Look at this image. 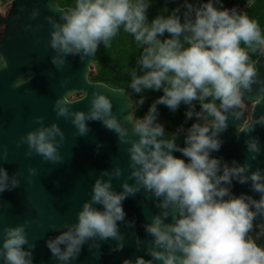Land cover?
<instances>
[{
    "label": "clouds",
    "instance_id": "clouds-1",
    "mask_svg": "<svg viewBox=\"0 0 264 264\" xmlns=\"http://www.w3.org/2000/svg\"><path fill=\"white\" fill-rule=\"evenodd\" d=\"M152 3L74 0L72 7L61 9L57 0H48L47 6L58 12V16H46L48 45L54 51L51 62L57 69L63 68L69 55L94 56L122 27L141 48L128 84L133 93L141 94L138 104L142 106L147 99L142 95L145 92L162 94L142 116H135L130 104L134 110L123 118L101 91H93L87 111L71 108L67 95L55 100L57 117L70 118L79 135L90 131L89 120H99L113 131L126 145L130 171L117 191L113 181L123 175V169L101 170L75 222L61 225L58 234L47 238L46 246L57 264H74L85 244L96 259L102 254L101 241L113 240L111 250H122L121 223L129 228L136 223L126 218L123 201L143 191L157 209L143 222L145 236L135 233L137 248L143 247L148 258L137 255L121 264H264V244L250 235L255 227L264 231V223L257 222L264 217V168L253 170L251 163L264 152L261 139L246 136L247 155L242 163L212 154L224 143L221 133L229 127V118L238 120L243 115L245 95L254 85L264 92V76L249 55L250 51L264 53V32L246 12L226 7L225 0H180L149 18ZM39 14L40 8L34 7L29 17ZM7 67L8 60L0 53V68ZM31 79L32 74L21 76L14 86ZM161 104L172 112L185 106L184 123L168 136L159 119ZM33 120L37 126L21 135L17 145H27L28 157L35 153L46 161H63V128L57 121L46 124L43 115ZM257 125L264 126V113L238 128L237 138ZM181 132L183 145L177 143ZM0 160H8L6 146ZM28 171L35 175L37 168ZM20 176L19 170L9 174L0 166V192L17 187ZM234 182L248 184L258 198L248 192L234 193ZM0 238V264H35V244L28 238L25 223L4 225Z\"/></svg>",
    "mask_w": 264,
    "mask_h": 264
},
{
    "label": "water",
    "instance_id": "water-1",
    "mask_svg": "<svg viewBox=\"0 0 264 264\" xmlns=\"http://www.w3.org/2000/svg\"><path fill=\"white\" fill-rule=\"evenodd\" d=\"M257 1L230 0L229 7L236 6L243 10ZM52 2L55 3V0ZM47 5L48 0H12L8 14L5 17L0 15V26L3 27L0 32V53L8 60V67L0 68V153L6 146L8 160H0V166L5 167L9 174L17 170L21 173V182L17 187L0 192V229L4 225L25 223L28 238L35 244V264H57L45 242L49 236L58 234L65 222H75L76 214L83 202L90 198L91 186L101 170L116 166L123 169V175L113 181L117 191L121 190V181L130 171L126 145L119 142L113 131L99 120H89L90 131L79 135L70 118L57 117L53 110L55 100L67 95L71 108L87 111L93 91H101L112 99L113 111L119 117L123 118L135 109L127 91L91 81L97 51L94 56L85 59L79 55H69L61 69L52 64L54 51L48 45L50 26L46 16H58V12L53 13ZM34 7L40 8V14L30 19L29 13ZM28 24L33 27H26ZM255 67L264 76V53L260 52ZM29 74H32V79L27 84L14 86L18 78ZM240 110L243 115L238 120L229 118V127L221 133L224 143L218 152L212 154L228 161L237 159L242 163L247 155L244 143L247 135H258L264 146V126L257 125L251 133L242 132L239 138L236 135L238 128L243 129L264 113V92L259 91L258 85H254L252 91L245 95ZM37 115H43L46 124L57 121L63 128L65 140L60 146L63 161H46L35 153L28 157L25 155L27 145H17L16 141L21 135L37 126L33 120ZM127 123L131 127V122ZM171 134L165 130L166 136ZM177 143L183 145V132L177 135ZM175 154L181 155L179 152ZM251 163L253 170L256 167L264 168V152ZM30 167L37 168L35 175L29 173ZM233 192L259 196L251 191L248 184L238 182H234ZM123 206L126 218L136 221L133 228L121 223L125 247L112 251L111 246L115 241H101L102 254L96 259L85 244L74 264H121L123 259H135L137 255L148 258L143 247L137 248L135 233L145 236L143 222L157 209L150 199H145L143 191L127 197ZM257 222L264 223V217H258ZM250 235L258 243L264 244V231L259 227H255Z\"/></svg>",
    "mask_w": 264,
    "mask_h": 264
},
{
    "label": "trees",
    "instance_id": "trees-1",
    "mask_svg": "<svg viewBox=\"0 0 264 264\" xmlns=\"http://www.w3.org/2000/svg\"><path fill=\"white\" fill-rule=\"evenodd\" d=\"M11 2V0H5ZM180 0H153L152 6L149 9V18L163 11L165 5L175 7ZM230 0H225V6L229 7ZM61 8H70L74 5V0H58ZM242 11L246 12L250 18L256 20L264 32V0H259L251 6L245 7ZM141 51L140 46L134 40L133 36L121 29L114 36L109 45L101 44L97 49L95 59L93 61V76L91 81L105 84L114 89H123L127 91L135 108L134 115L142 116L151 104L152 100L162 94V91H148L143 93L147 99L141 106L138 104L139 95L132 92L128 87L130 81V69L135 66L136 58ZM260 52H249L251 62L255 66V62L259 57ZM159 119L165 123L166 129L172 132L178 125L184 123L185 106L172 112L168 107L159 105ZM191 121L188 122L190 124Z\"/></svg>",
    "mask_w": 264,
    "mask_h": 264
},
{
    "label": "flooded vegetation",
    "instance_id": "flooded-vegetation-1",
    "mask_svg": "<svg viewBox=\"0 0 264 264\" xmlns=\"http://www.w3.org/2000/svg\"><path fill=\"white\" fill-rule=\"evenodd\" d=\"M4 3H8V2H5V0H0V15L2 17H5L8 14V12L10 10V7H11L12 0H11V2L9 4V7L6 8L5 10L2 9V6H3ZM2 29H3V27L0 26V32L2 31Z\"/></svg>",
    "mask_w": 264,
    "mask_h": 264
},
{
    "label": "rangeland",
    "instance_id": "rangeland-1",
    "mask_svg": "<svg viewBox=\"0 0 264 264\" xmlns=\"http://www.w3.org/2000/svg\"><path fill=\"white\" fill-rule=\"evenodd\" d=\"M9 4H10V2L4 3L3 6H2V9L5 10L6 8H8Z\"/></svg>",
    "mask_w": 264,
    "mask_h": 264
}]
</instances>
